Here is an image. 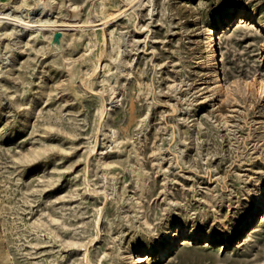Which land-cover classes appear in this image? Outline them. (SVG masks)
<instances>
[{
	"label": "rangeland",
	"instance_id": "374dc122",
	"mask_svg": "<svg viewBox=\"0 0 264 264\" xmlns=\"http://www.w3.org/2000/svg\"><path fill=\"white\" fill-rule=\"evenodd\" d=\"M102 2L0 0V264H131L176 219L198 241L145 264H264V214L246 223L264 191V0H245L259 25L218 33V92L201 45L218 0Z\"/></svg>",
	"mask_w": 264,
	"mask_h": 264
},
{
	"label": "bare ground",
	"instance_id": "6f19581e",
	"mask_svg": "<svg viewBox=\"0 0 264 264\" xmlns=\"http://www.w3.org/2000/svg\"><path fill=\"white\" fill-rule=\"evenodd\" d=\"M102 1L103 0H101V5H103ZM147 1H150V0H147ZM143 4H144V1H141V5H143ZM150 13H151V11H150ZM236 23H238L239 26L250 24V27H254V26H256V24L259 25L251 13H247L244 18L238 19L236 21ZM43 24H46V26L48 28L51 26H53V27L54 26H64V27L68 28V27L75 25L72 20L62 19L61 21H59L58 19H55V18H53V19L47 18V19L43 20ZM223 25L224 24H220L216 21L213 27L208 28L206 26H202V29H201V35H202V44L201 45H202L204 53H205L204 62L206 64L207 68H210L211 70L217 71L214 73L215 86L213 88L216 92L222 90V85H221L222 75H221V73L223 72V70H222V66H221L220 53H218V45H217L216 39H217V35H218L220 29L225 28V26H223ZM108 35L110 36V39H111V44L109 46L113 50L115 48V45L112 42V38H111L112 32L109 31ZM73 41L77 42V38L73 39ZM103 41H105V37H103ZM118 48H119V46H118ZM98 59L99 58H96L94 60V62L97 63ZM91 75H92V73H91ZM145 86H146V84H145ZM261 87H262L263 93H264V85L262 84ZM209 99H211V98H208V100ZM100 112H102V110H100ZM262 116L264 118V112H263ZM225 122L226 121H224V123ZM262 129L264 130V123H262ZM99 161H100V159L98 160V162ZM100 163H102V161ZM135 172H137L138 175L141 174V170L139 169L138 166H137V169L135 170ZM263 214H264V191H263L262 195L259 197V199H257V201L255 203L254 214L246 222V223H248L247 225L253 226V225L257 224L260 220L263 219ZM131 226H133V225H131ZM185 233H187V228H186V230L181 229V228L176 226V223L175 224L169 223L167 225V227L165 229V233H164L165 236H167L168 240L166 243L163 244V247L158 252H156L157 254H155L154 250H152V249L141 250L139 248H137V249L132 248L131 250L126 251L125 253L127 254V258L131 264H145V261L152 258V256H154V255L157 256V258L159 260L164 261L171 255V253L174 251V248L176 247L177 244L180 243V241L183 240L184 241L183 243H186V244L198 241V237H196V236H188V238H186V236H184ZM202 241L209 242V241H211V238L208 235H204L202 238Z\"/></svg>",
	"mask_w": 264,
	"mask_h": 264
},
{
	"label": "snow or ice",
	"instance_id": "6c2138e0",
	"mask_svg": "<svg viewBox=\"0 0 264 264\" xmlns=\"http://www.w3.org/2000/svg\"><path fill=\"white\" fill-rule=\"evenodd\" d=\"M248 12V6L245 0H218L216 7L213 9V16L220 24H235L238 19L244 18ZM2 123V120H0ZM176 226L185 229L187 225L176 219ZM168 240L167 236L161 235L158 240L153 241L154 245H163Z\"/></svg>",
	"mask_w": 264,
	"mask_h": 264
}]
</instances>
